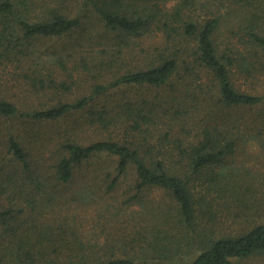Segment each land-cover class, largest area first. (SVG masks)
<instances>
[{
	"label": "trees",
	"instance_id": "1",
	"mask_svg": "<svg viewBox=\"0 0 264 264\" xmlns=\"http://www.w3.org/2000/svg\"><path fill=\"white\" fill-rule=\"evenodd\" d=\"M65 1L82 2L81 10ZM188 2L165 13L142 0H0V119L71 123L59 143L56 183L70 182L99 157L116 167L111 187L134 168L132 200L163 193L141 202L135 229L122 234L119 227L104 245L85 242L79 223L53 216L63 212L64 194L37 172L27 135L6 124L0 264H239L264 257V184L247 182L229 165L247 141L264 151V0H237L227 32L214 11L201 19L187 14ZM89 16L94 28L116 32L115 40L92 34V22H83ZM78 30L81 42L40 48ZM147 36L157 44L141 46ZM80 52L86 57L78 61ZM81 71L89 88L72 98ZM17 89L20 101L11 98ZM93 134L101 138L89 142Z\"/></svg>",
	"mask_w": 264,
	"mask_h": 264
},
{
	"label": "rangeland",
	"instance_id": "2",
	"mask_svg": "<svg viewBox=\"0 0 264 264\" xmlns=\"http://www.w3.org/2000/svg\"><path fill=\"white\" fill-rule=\"evenodd\" d=\"M37 1V5L39 6L43 2V0H35V2ZM46 1L49 0H45V2ZM145 1H148L153 8H157L158 6L161 11L165 13L169 11L173 12L176 5L180 2L189 1L187 5L189 8H187L186 13L192 15L194 18H207L211 11L224 17V19H222L224 22L222 23L223 27L221 30L223 32H227V30L229 31L235 26L236 16L233 12L240 8V4L238 2L236 3L237 0H142L143 3ZM133 3L136 4V2ZM203 3L208 4H206V7H202ZM65 4L69 6L70 9L75 10H81L82 6V2L65 1ZM207 6L210 10H208ZM79 10H77L76 13H78ZM82 12L84 17V15L87 14V10ZM207 13H209V15ZM83 22L84 25H90L88 22H92L91 33L95 36H103L102 34H105V37H108V39L115 40L116 32L104 28L102 25L98 26V28H94L96 22L93 17ZM81 32L82 30H78L73 34L60 38H48L40 44V48L69 47L76 42H81V38H79ZM220 37H223V35H220ZM132 40L134 43L140 45V40L136 38H132ZM157 40L158 38L151 39L148 36L144 37V43L141 46L147 48L151 44H157ZM83 48L85 50H90L89 40H87ZM82 54L83 53L80 52V55L77 56L78 61H80L79 59H81V57H86V55ZM73 56H75V54ZM84 78L90 79L82 71L79 74L75 73V84L70 91L72 98L80 97L82 93L89 88L90 82H86L87 80H84ZM240 82L243 84L241 86L249 88V84H246V80L241 79ZM11 94L13 100L20 101L23 99L22 95L24 93L17 89L11 92ZM32 100L36 106H39L37 99L33 97ZM6 124L12 125L16 129H22L31 144L30 153L35 160L37 159L36 164L39 165L35 167L37 172L42 173L43 176L41 173L40 175L45 178V181L48 180L49 182L51 180L50 182L56 183L53 177L55 164L59 155V143L62 138L67 135V132L70 131L71 123L68 122L67 119L56 122L44 121L28 123H24L22 120L0 119V127H4ZM25 125L26 127H24ZM91 136L89 142L101 138L100 134H98V136L95 134ZM246 143L247 144L243 145V147L246 145L245 148L238 149L229 159V165L236 168V171L247 174V182L254 185L264 184V151H262L253 140L247 141ZM8 155L7 149L3 145H0V158H6L8 160L10 158ZM225 170H227V167ZM116 175V167L114 164H111L110 161L103 158L98 157L93 159L90 163H84L81 167L76 169L73 180L67 183H56L55 190L64 194L65 199L63 204H60V206H62L61 208H63V212H58L57 214H53V216L57 217V215L64 214L61 217H66L69 222L79 223L81 225L80 232L84 235V241L86 242L90 239V244L94 243L99 246L107 243L108 236L110 238L111 236L118 237L119 227L122 229V234H126L129 229H135L139 221H134V218L138 216L136 212L141 208V202L148 204L149 201L161 200V198H163V193L160 192V190H151L149 194L143 197L142 201L132 200L137 194L134 168L131 167L129 174L125 177L122 176L116 185L111 187V181ZM85 186L92 187V189H87L83 195L77 196V192L82 191V188ZM0 200L2 201L3 197H0ZM68 207H70L68 210H64ZM128 220L133 225H130ZM125 224H129L130 228H128V225L125 226ZM3 229L5 228L0 225V233H3ZM239 264H264V257L241 261Z\"/></svg>",
	"mask_w": 264,
	"mask_h": 264
}]
</instances>
